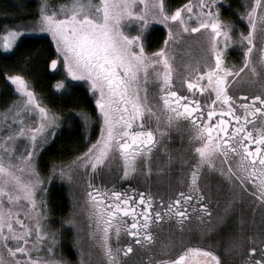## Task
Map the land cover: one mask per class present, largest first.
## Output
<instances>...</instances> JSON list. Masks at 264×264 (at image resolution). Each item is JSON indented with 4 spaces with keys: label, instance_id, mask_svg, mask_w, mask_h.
Returning <instances> with one entry per match:
<instances>
[{
    "label": "snow or ice",
    "instance_id": "1",
    "mask_svg": "<svg viewBox=\"0 0 264 264\" xmlns=\"http://www.w3.org/2000/svg\"><path fill=\"white\" fill-rule=\"evenodd\" d=\"M222 7L232 8L228 0H186L172 10L165 0H67L53 9L49 0H41L32 25L4 29L0 54L14 52L26 35L50 36L55 58L47 64L52 70L60 64L65 71V79L53 87L59 95H71L65 80L83 81L95 98L101 127L85 152L69 163H52L42 175L41 151L55 142L58 131L72 133L73 125L67 129L61 125L76 115L75 110L61 117L44 105L29 76H5L19 99L0 111V264H73L54 254L57 232L48 230L45 197L53 180L71 184L77 169L88 174L89 237L104 264H123L133 244L149 251L146 264H222L209 247L186 245L174 256L165 252L166 258L156 260L150 247L156 242L154 227L167 221L183 231L197 210L210 217L201 187L205 170L218 173L239 190L241 198L247 193L256 198L257 207L264 208V0H248L242 5L244 11L235 10L246 21V31L225 18ZM153 22L164 25L167 35L155 51H146L142 37ZM133 25L136 35L129 31ZM198 33H203L200 51L207 58L192 57L188 46L183 50L188 59L178 68L177 45L186 35ZM234 46L241 50L239 65L227 62L228 50ZM246 75L259 91L250 96L232 94L233 86L245 82ZM79 116L86 125L87 114L81 111ZM181 122H187L195 156L186 183L182 181L184 191L166 202L130 184L117 190L115 185L92 183L94 174L117 160L121 180L137 174L150 177L154 151L170 131L180 130ZM172 159L169 153V162ZM234 203L235 198L226 203L225 215ZM62 223L76 227L73 216ZM122 233L131 238L130 243L121 244ZM73 243L77 264H90L91 254L86 260L78 235ZM255 243L259 248H248L244 264H264V239ZM170 245L171 241L162 247Z\"/></svg>",
    "mask_w": 264,
    "mask_h": 264
},
{
    "label": "rangeland",
    "instance_id": "2",
    "mask_svg": "<svg viewBox=\"0 0 264 264\" xmlns=\"http://www.w3.org/2000/svg\"><path fill=\"white\" fill-rule=\"evenodd\" d=\"M58 5L51 4L53 9H55ZM36 20L24 25H32ZM241 22V24L246 23V21L243 20H241ZM154 28H162L167 35V29L164 25L158 22H153L148 31L145 32L144 36L142 37L145 46L146 39ZM129 31L132 35L137 34L135 25H133L132 28L129 29ZM27 36H46L50 39V36L48 34H29L25 37ZM204 43V37L202 36H196L195 34L186 35L184 40L177 45V67L179 68L181 66L183 60L188 59V56H186L183 51L188 46H191L192 57L195 58L200 57L202 55L205 56L206 53H202L200 51V45H203ZM67 81L70 83H81L87 88L83 81H72L71 78H68ZM67 81H65V83L68 85ZM8 83L11 85L9 81ZM55 91L57 92L56 89ZM149 95L154 96L155 93L150 90ZM77 116L81 118V121L84 124L83 117L79 116V114H77ZM88 125L89 120L87 121V124L85 126L87 127ZM168 136H170L171 138L169 139ZM168 136L161 140V144L154 151L153 155L152 174L155 175L154 177L158 182L167 177L169 174L174 173V169L179 165L184 170V173L188 174L189 167L191 165V163H182L181 160V158L188 155V153H193L192 147L189 143V139H187V135L185 133H181L173 129L169 132ZM48 146H46L41 151L39 158ZM169 153L173 157L171 162H169L168 160ZM177 164L179 165L177 166ZM111 169H113V162L110 167L105 166L99 170L101 177H107ZM157 169H160V171H157ZM204 176L206 179L208 178V182L210 179L217 186V188L211 186L209 187L210 198L212 197V195L214 198L215 195H218L216 197L217 201L214 204V208L216 209L217 214L215 216L213 215L211 223L209 224L206 231H201L202 229L196 228L195 232H193L191 236L187 238V240L206 241L213 247H218L220 250L223 249L225 252L228 253L229 258L232 261L237 262L240 258H244L247 254H249L248 248L250 246H256L257 248H259V243L254 244L255 241H260L264 239V208L257 207L254 203V198H251L250 195H248L247 193H245L241 198L239 195V190L231 188L218 173L208 172V174L206 173L203 175V177ZM139 177L142 179V177L144 176L139 174ZM87 180V172L84 169H77L75 172L74 181L71 184H69L67 181H61L58 179L52 181V183L48 186V192L45 197L49 210V215L46 223L49 226L48 230H55L57 232V243L54 245V254L57 258L61 256L67 258L66 254L63 253L65 249L63 243H65L66 246H68L69 248L71 247V249L73 250L75 256L73 264H77L79 254L77 247L74 246L73 240L74 237L78 235L79 247L83 249L85 259H89L90 253V264H104V259L100 250L95 246L94 241L89 237L90 225L87 216V197L85 195ZM54 185L65 187L70 201L69 213L65 219L69 218V216H73L76 220V227L71 224L62 223L64 219L60 222H53V220L50 218L51 214L49 208V193ZM234 198L235 203L233 205L232 210L227 215H225L224 209L226 203ZM65 236H68L66 240L64 239ZM169 241H171V245L167 249H162V246L169 244ZM121 244L125 243L121 240ZM155 244V247L153 246V248H151L152 250H155L154 255L152 256L153 260L162 259L164 257L165 252H167V254L170 256L171 254H174L177 251V239L173 237L163 239L158 235ZM175 244L176 248H174ZM142 253L143 252H139L137 256H134L124 264H146L148 255Z\"/></svg>",
    "mask_w": 264,
    "mask_h": 264
},
{
    "label": "trees",
    "instance_id": "3",
    "mask_svg": "<svg viewBox=\"0 0 264 264\" xmlns=\"http://www.w3.org/2000/svg\"><path fill=\"white\" fill-rule=\"evenodd\" d=\"M194 1V0H193ZM239 0H228L231 5ZM50 4L58 5L67 0H49ZM186 0H165L169 10L184 4ZM41 0H0V35L5 28L24 25L38 18V9ZM238 9V8H237ZM166 33L162 28H154L146 39L147 51H155L163 43ZM49 58H55V49L51 40L46 36H27L19 41L16 50L11 53L0 54V111L9 106L18 95L14 94L13 87L5 79L6 75L21 73L29 76L38 97H43L44 105L59 111L61 117L69 115L75 110L76 115L61 125L67 129L73 125L72 133L58 131L55 142L50 144L39 158L42 174H46L52 163H68L76 156L85 152L88 145L94 142L100 134V121L95 98L81 83L68 82L71 95H59L53 87L56 81L65 79L63 68L58 64L56 70L50 69L47 64ZM83 111L88 116L89 125L86 127L77 116ZM49 208L53 222H60L69 213L70 201L65 187L54 185L49 193ZM70 234V233H68ZM68 237V236H67ZM66 236L64 239L66 240ZM64 245V254L70 261L75 256L71 247ZM66 252V253H65Z\"/></svg>",
    "mask_w": 264,
    "mask_h": 264
},
{
    "label": "flooded vegetation",
    "instance_id": "4",
    "mask_svg": "<svg viewBox=\"0 0 264 264\" xmlns=\"http://www.w3.org/2000/svg\"><path fill=\"white\" fill-rule=\"evenodd\" d=\"M193 3H195V2H193ZM246 3H248V0H239L237 4H234V5L231 4V6H232L231 9H228L225 7L221 8V11H222L225 18L233 20L239 29L245 30V31L247 30L246 29V23L241 24L242 23L241 19L236 15L235 10L238 8L240 11H243L244 8L242 7V5H244ZM195 35L204 37L203 33H198ZM256 55L257 54L254 51V53H253L254 59L256 58ZM205 58H207L206 55H205ZM241 60H242L241 50L235 46L231 47L228 50L227 62L230 64L239 65L241 63ZM242 75H244V74H242ZM244 79H245V82L237 83L233 86V88L231 90L232 94L239 96L240 94L243 93V94H247L250 96L253 92L259 91V86L257 84H251V83L247 82V81H250L252 79L250 75H246L244 77ZM177 83H179V82L177 81ZM152 87L155 88V85H153ZM179 90L181 91V94H185L184 89H179ZM179 127H180L179 132L185 133L187 135V139H189V131H188L187 122H181ZM181 160H186L188 164H190V163L192 164L195 162V156L193 155V153H188V155L182 157ZM178 165L179 164H177V166ZM173 172L174 173L169 174L167 177L162 179L160 182H158L156 180V178L154 177L155 176L154 174H151V176L147 177V178L142 177V179L139 177V174H137L135 177H133L129 180H121L120 179V176H121L120 162L117 160V161H113V169H111V171L109 172L107 177H104V178L101 177L100 173L98 172L97 174H94L92 176V183L96 184V185H104V186H107L109 188L112 187L113 185H115L117 190H125L128 188V186L130 184L132 187L138 188L139 191L150 190L154 196H156L158 198H163L167 202L168 198L170 196H174V194L177 191H184L185 190V183H186L187 174L184 173V170L182 169V167L180 165L178 167H176ZM208 172L209 171L205 170L203 175L206 173L208 174ZM163 175H165V174H163ZM203 175L201 178V187L206 194L208 207L211 211L210 217L204 216L198 210L195 212H192L191 218L188 221H186L184 224L183 231H181L174 222L169 223L166 221L161 226L153 228V231L155 233V241H156L158 235L160 237H162L163 239H166L168 237L176 238L177 239V251H176V253L171 254L170 256H174L175 254L180 252L181 249L186 245H199V246L209 247L211 250H214L216 252V254L221 257L222 264H244L245 258L249 254H247L244 258H240L237 262H234L229 258L227 252H225L223 249L220 250L218 247L211 246L206 241H203V240L202 241L187 240V238H189L191 236V234L193 232H195L196 228L202 229L201 231H206L209 224L211 223L213 215L215 216L217 214L216 209L214 208V204L217 201L216 197L218 195H215V198L213 197V195L211 198L209 197V187L211 186V187L217 188V186L210 179L208 182V178L206 179L205 176L203 177ZM182 181H185V183H182ZM250 197L254 198V200L256 199L255 197H253L251 195H250ZM193 203H195V202L193 201ZM155 207L156 208L160 207V205L158 204V201L155 204ZM129 222H130V218H129ZM121 240L125 244L131 242V238L125 236L123 233L121 234ZM164 243H165V241H164ZM174 243H176V242H174ZM153 246H154V244L151 245L150 247L153 248ZM174 248H176V244L174 245ZM133 249L134 250L132 253L128 254L127 257H123V264L125 262L129 261L134 256H137V254H139V252H143L142 254H147L149 256V251L145 248H142L141 246L133 244ZM162 249H164V248H162ZM71 251H73V250H71ZM154 252H155V250H152L153 254H154ZM73 255H74V253H73ZM164 258H166V257L164 256L162 259H164Z\"/></svg>",
    "mask_w": 264,
    "mask_h": 264
}]
</instances>
